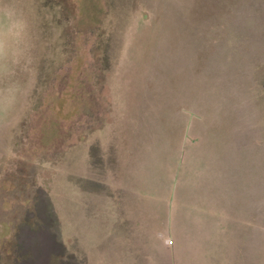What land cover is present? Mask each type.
<instances>
[{
  "label": "rangeland",
  "instance_id": "rangeland-1",
  "mask_svg": "<svg viewBox=\"0 0 264 264\" xmlns=\"http://www.w3.org/2000/svg\"><path fill=\"white\" fill-rule=\"evenodd\" d=\"M4 3L31 59L0 141V264H124L107 232L120 186L148 196L143 160L208 130L246 147V264H264V0Z\"/></svg>",
  "mask_w": 264,
  "mask_h": 264
},
{
  "label": "crops",
  "instance_id": "crops-1",
  "mask_svg": "<svg viewBox=\"0 0 264 264\" xmlns=\"http://www.w3.org/2000/svg\"><path fill=\"white\" fill-rule=\"evenodd\" d=\"M179 132L162 158L143 160L148 196L120 186L130 198L109 216L107 241L115 255L128 249L124 264H246V147L233 131Z\"/></svg>",
  "mask_w": 264,
  "mask_h": 264
},
{
  "label": "clouds",
  "instance_id": "clouds-1",
  "mask_svg": "<svg viewBox=\"0 0 264 264\" xmlns=\"http://www.w3.org/2000/svg\"><path fill=\"white\" fill-rule=\"evenodd\" d=\"M6 16L15 20V28L7 34L0 28V124L8 120L26 91L17 73L23 71L31 59V24L27 16L21 9L5 6L4 0H0V20ZM5 97L13 100L7 107L3 103Z\"/></svg>",
  "mask_w": 264,
  "mask_h": 264
}]
</instances>
